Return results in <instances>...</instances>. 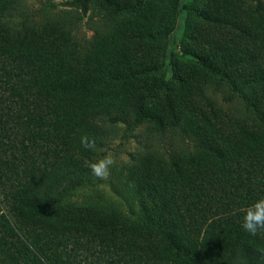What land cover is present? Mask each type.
Returning <instances> with one entry per match:
<instances>
[{"label":"trees","instance_id":"obj_1","mask_svg":"<svg viewBox=\"0 0 264 264\" xmlns=\"http://www.w3.org/2000/svg\"><path fill=\"white\" fill-rule=\"evenodd\" d=\"M183 9L193 12V2ZM142 0H72L83 16L115 20ZM235 0L202 17L239 30ZM19 0H0V219L31 258L27 264H264V231L242 228L244 212L264 197V33L223 52L198 56L199 74L178 86L140 60L120 28L84 46L61 24H9ZM248 27V26H247ZM257 40H260L258 42ZM232 85L253 111L241 125L207 112L208 83ZM231 99V98H230ZM158 134L179 131L200 152L173 160L155 154L129 170L141 198L137 218L106 209L78 215L60 198L95 177L87 162L102 147L104 124ZM109 255V256H107ZM85 264V263H84ZM100 264V263H97Z\"/></svg>","mask_w":264,"mask_h":264},{"label":"rangeland","instance_id":"obj_2","mask_svg":"<svg viewBox=\"0 0 264 264\" xmlns=\"http://www.w3.org/2000/svg\"><path fill=\"white\" fill-rule=\"evenodd\" d=\"M69 1L72 0H19L8 22L16 28L57 22L71 29L75 40L84 46L93 42L98 31L120 28L124 32L128 51L135 49L140 60L150 66L156 64L163 67L157 74L170 81L171 90L178 86V76L192 80L199 74L198 56L223 52L236 43H245L244 28L250 29L251 36L246 37L250 47L255 44L254 32L264 33V0H235L233 7L236 15L241 16L245 24L239 30L220 29L202 17L209 11L220 10L222 0L195 1L191 13L183 9L184 0H142L136 11L115 20L104 18L98 12L83 16L79 10L67 5ZM207 86V101L203 104L207 112L223 111L234 119V123L237 120L241 125L251 123L253 111L232 85L218 78L211 80ZM102 143L95 158L107 152L116 157L108 179L94 178L60 198L63 206L72 208L79 216L92 207L137 218L141 198L136 194L129 176V170L136 161L149 154H155L161 160H173L200 152L199 144L179 131L158 134L147 123L135 129L105 123ZM87 257L90 262L94 259L96 264H104L91 253ZM86 259L79 256L77 261L87 264ZM30 262L31 258L0 219V264Z\"/></svg>","mask_w":264,"mask_h":264},{"label":"clouds","instance_id":"obj_3","mask_svg":"<svg viewBox=\"0 0 264 264\" xmlns=\"http://www.w3.org/2000/svg\"><path fill=\"white\" fill-rule=\"evenodd\" d=\"M81 146L91 151H97L95 138L87 135L80 137ZM116 164V157L113 153L107 152L105 155L87 162V167L91 174L98 180H106L111 174V169ZM242 228L249 234L255 236L259 231H264V197L258 198L244 212Z\"/></svg>","mask_w":264,"mask_h":264}]
</instances>
